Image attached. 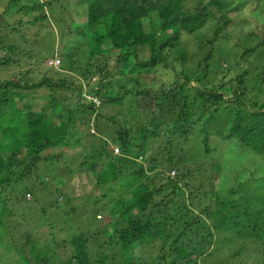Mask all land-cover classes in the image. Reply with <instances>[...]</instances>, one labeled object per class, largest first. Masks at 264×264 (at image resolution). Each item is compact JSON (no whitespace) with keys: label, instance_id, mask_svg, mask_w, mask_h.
Listing matches in <instances>:
<instances>
[{"label":"trees","instance_id":"1","mask_svg":"<svg viewBox=\"0 0 264 264\" xmlns=\"http://www.w3.org/2000/svg\"><path fill=\"white\" fill-rule=\"evenodd\" d=\"M247 1L86 0L77 27L78 35L87 40L86 52L66 50L62 55L69 56L70 63L61 65L60 58L59 65L44 66L37 77L33 69L19 71L17 78L0 77L2 252L15 253L20 264H204L216 243V231L233 228L247 233L249 241L232 251L227 262L250 264L248 257L244 262V253L250 252L255 257L251 264H264V192L243 186L244 181L236 186L223 182L226 149L212 140L216 135L264 156V35L240 29L238 35H245L222 51L239 22L233 13ZM53 2L34 0L21 10L43 11ZM43 18L44 12L34 17ZM183 32L207 49L191 53L183 44ZM3 40L0 36V49L7 54L0 56V72L21 64L15 58V42L3 47ZM77 52L80 58L75 59ZM217 56L219 68L214 64ZM254 58H259L256 75L250 71ZM187 61L192 62L188 71ZM231 71L235 75L228 82L220 81ZM73 72H79V80ZM41 89L50 95L45 103H35L42 97ZM126 96L136 109L124 105L131 117L113 128V147L120 151L114 153L102 140L95 152L100 158L77 160L76 167L56 174L55 161H61L78 125L97 134L96 127L115 124L117 116L105 117L101 108L105 102L123 103ZM140 98L154 99L156 108L140 113ZM134 117L144 122L132 126ZM191 141L198 143L197 149ZM150 155L145 167L140 159ZM84 171L105 191H88L85 203L69 211L61 204L78 197L70 182L76 172ZM249 174L247 184L262 176ZM22 202L30 211L44 204L40 209L46 217L53 213L44 230H18L16 206ZM96 205L104 212L99 207L94 211ZM89 207L93 221L85 214ZM138 244L141 252L136 254ZM5 258L0 257L2 263Z\"/></svg>","mask_w":264,"mask_h":264},{"label":"rangeland","instance_id":"2","mask_svg":"<svg viewBox=\"0 0 264 264\" xmlns=\"http://www.w3.org/2000/svg\"><path fill=\"white\" fill-rule=\"evenodd\" d=\"M11 1L12 0H0V36H4V44L2 43L3 47H5V44L8 45V43L15 42V46H17L18 48L15 52V58L18 59L21 64H14V66L11 68L7 67L2 69V71L0 72L1 78L7 75L17 78L16 73L21 70L23 71L28 69H33L31 73H33V76L37 77V73H43L46 70L44 66H46L47 68V65L51 64L53 57H55L54 59L61 58V65H63V63L64 65L70 63L68 62L70 57L67 55H62L66 50L70 51L72 48L73 52H75L77 49H81L80 51L82 52L87 51L86 38L84 36H79L77 33V27H79L78 25L82 21L80 14L86 11V0H54L52 5H46L43 11L39 9L30 11L21 10L23 5H31L34 0H13L12 2ZM40 1L42 3H46L50 0ZM9 3L11 4L9 6V9L7 10L6 6ZM42 12L47 15V18L35 20L34 17L36 15H40ZM233 14L239 20V22L236 25L235 33H233V35L230 37L231 40L229 41V43H225L223 45V53L227 52L226 50H228L227 48H230V45L235 44L234 42L236 38L245 35H238V31H240V29H243L245 33L249 32L250 30H254L259 34L260 37L264 35V0H249L238 11H235ZM20 21H22L21 25L19 23ZM252 38L255 39L253 40L254 42H257V39L259 37L254 35ZM182 41L183 44L189 48L191 53L197 51L201 52V50L204 51L207 49V47L200 48L198 38H195L192 34L186 32H183ZM114 50L116 49H113V51ZM79 52L74 54L75 59L80 58L78 54ZM6 54L7 52L5 51V48L0 49V56H4ZM258 60L259 58H257V60L256 58L251 60V62L253 63L251 64L250 71L253 75H256L260 71L259 69H255V65H257L255 61ZM218 62L219 59L217 56L214 59V64L216 68H219ZM184 66L186 71L191 70L192 62L187 61ZM68 69L73 71V69H71L70 67ZM73 73V77L76 80H79V72ZM65 75L71 78L70 73H67ZM233 75H235V72L233 71L226 73V75H221L220 77H222L223 79L220 78V81L224 80L228 82ZM158 78L162 80L165 78V76L158 75ZM93 80H95V78H93ZM40 91L42 93L43 99L41 97V99L35 100V103L37 101L38 103L42 104L45 103L46 97L49 96L50 93L47 89H41ZM66 92L67 91H61L60 93L64 94ZM263 97L264 96H262L261 99H263ZM131 99L132 98L130 96H126L124 98L123 103L105 102L104 107L101 108V111L103 112L104 116L106 117L107 115L114 114L117 116L116 121L118 120V122H116L115 124H110V120H108L110 127H96L99 129L97 131V134H91L90 132H88L89 130L87 129V127H80L78 125V130H76L74 134L75 136H72L75 138L69 139V148H65L64 146V156L62 157L61 161H55V163L57 164L54 163L56 168H58L55 173L57 172L56 174H58V172L65 170L67 167L74 168L77 165L76 162L80 160H86V158V161L91 162L93 155L94 157L96 155V157L98 156V158H100L101 156L95 154V152H97V149L99 148L102 140H106L109 144V147L112 149V147L116 145L114 144L116 135L113 132V128H116L119 123L122 124V122H124V118L126 119V117H131L129 114L130 112L128 113L129 109H127L124 105H127L128 103L132 110L136 109V103L133 101L129 102L131 101ZM139 101L140 102H138L137 105L139 106L138 110L140 113H146L147 111H152L156 108V101L154 99L140 98ZM19 105H22V103L20 102ZM141 122L144 121L138 119L137 117H134V119H132L131 121V125L138 126ZM91 131H93L92 128ZM197 138L198 137L196 135L194 139L197 141ZM212 140H217L221 148L226 149V154H224L226 168L221 174L223 182L226 181L230 183L231 186H236L238 182L244 181L243 186H249L250 184L251 186L258 187V190L260 192H264V156L256 153L252 154L246 150H241V148L236 147V145L234 146V142L232 140H219L218 136L216 135L212 136ZM192 144H194L193 147H195L196 149L198 148V143L195 142ZM115 148L116 147H113L114 153H116ZM149 157H151V155L144 156V158L140 159L145 167L150 164ZM252 161L254 162L252 163ZM249 164L251 166L248 169ZM99 165L103 166L104 163L100 161ZM241 166L243 167V169L245 168V166H247L248 170L246 171V169H244L242 171H238ZM251 172H253L252 177L259 175L262 176L260 177V180H248L247 184L246 179L250 176L249 173ZM221 176L217 175L215 179L216 185H218L217 183L221 180ZM235 176H237V178H240L236 179ZM70 186V190H74L78 197L76 196V198L73 199V201L69 204L68 199L67 203L64 202L61 204L66 205L69 211L73 206H76L82 202L85 203V194H87L88 191L91 194L97 193L100 195L105 191V188L98 187L95 184L92 174L85 171L82 174L76 172V174H74V179L70 182ZM17 196L21 197L22 194H19ZM14 198H16V195L14 196ZM28 198L29 201L32 202L33 195L28 196ZM59 200L63 201L64 199L60 197ZM25 204V202H22L20 203V205L16 206L18 207L16 211H18L20 223L18 226V230L21 231L27 227L34 230H44V226L47 224L46 219L50 218L51 216L53 217V213L48 214L46 217V215L42 213L40 209V207L44 205L42 203L36 204L32 211L28 210L26 207L27 204ZM29 205L31 204L29 203ZM98 207L102 208L101 212H104L103 207L99 205L94 206L93 210L95 211ZM83 209L81 208V210ZM85 214H88V219L90 217V219L92 220V214H94V212H92V209H90V207L86 209ZM99 217L101 216L99 215ZM25 219H27V221H25ZM56 225L57 224H54L55 229H57ZM235 231L236 230L233 228L222 230L220 229L216 231V243L212 247L211 254L205 256L203 260L204 264H229L233 261L237 262V260L235 259L231 260L230 262H227L231 258H233V255L231 256L230 253L232 251H236V249H239L240 244H242L244 240L249 241V239L247 237V233L242 234L239 232L237 233ZM140 252L141 247L138 244L135 246V253L139 254ZM0 257H6L3 263L0 259V263L2 264L21 263L19 259H17V255L15 253L8 254L0 250ZM247 257L249 258L248 262L250 264L255 259V257L251 256L250 252H246L244 253V262L247 261Z\"/></svg>","mask_w":264,"mask_h":264},{"label":"built area","instance_id":"3","mask_svg":"<svg viewBox=\"0 0 264 264\" xmlns=\"http://www.w3.org/2000/svg\"><path fill=\"white\" fill-rule=\"evenodd\" d=\"M56 62V63H55ZM51 64H54V65H59L60 64V59L57 58V59H54V61L52 60L51 61ZM83 95H86V97L90 100H93L94 102H96L97 104L100 103V100L95 97V96H91V95H87L84 91H83ZM120 150L118 147L115 148V152L118 153ZM175 171H172V173H174Z\"/></svg>","mask_w":264,"mask_h":264},{"label":"clouds","instance_id":"4","mask_svg":"<svg viewBox=\"0 0 264 264\" xmlns=\"http://www.w3.org/2000/svg\"><path fill=\"white\" fill-rule=\"evenodd\" d=\"M60 59V58H59ZM96 79V78H95Z\"/></svg>","mask_w":264,"mask_h":264}]
</instances>
